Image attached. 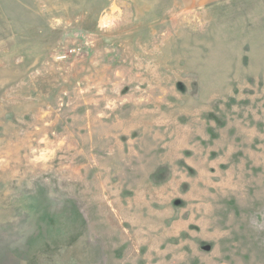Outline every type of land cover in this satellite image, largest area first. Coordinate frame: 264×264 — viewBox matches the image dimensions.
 <instances>
[{
    "label": "rangeland",
    "instance_id": "374dc122",
    "mask_svg": "<svg viewBox=\"0 0 264 264\" xmlns=\"http://www.w3.org/2000/svg\"><path fill=\"white\" fill-rule=\"evenodd\" d=\"M0 264H264V0H0Z\"/></svg>",
    "mask_w": 264,
    "mask_h": 264
}]
</instances>
